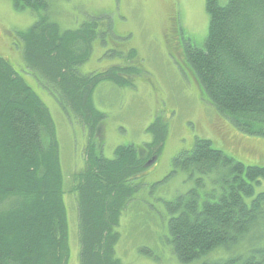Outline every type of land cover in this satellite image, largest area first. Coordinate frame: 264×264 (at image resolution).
<instances>
[{
	"label": "trees",
	"instance_id": "trees-1",
	"mask_svg": "<svg viewBox=\"0 0 264 264\" xmlns=\"http://www.w3.org/2000/svg\"><path fill=\"white\" fill-rule=\"evenodd\" d=\"M13 1L15 8H29L36 16L30 27L16 32L25 70L88 132L85 166L67 191L76 206L79 264H120L114 228L137 191L132 180L160 153L165 121L155 116L147 127L153 136L142 153L126 144L115 147L113 158L103 157L92 139L104 113L95 108L92 93L101 81L122 86L126 77L136 76L133 50L124 64L82 74L77 67L103 33L97 20L89 17L76 28L62 29L50 17L47 0ZM205 7L204 44L186 42L185 61L217 111L240 131L264 137V0H205ZM41 128L47 130V145ZM53 129L47 106L0 55V264H67L65 181ZM177 170L207 176L211 184L203 196L191 190L167 204L169 242L177 259L191 262L223 248L228 257L200 264H264V164L245 165L210 140L195 138L190 150L172 158L170 173Z\"/></svg>",
	"mask_w": 264,
	"mask_h": 264
},
{
	"label": "rangeland",
	"instance_id": "rangeland-1",
	"mask_svg": "<svg viewBox=\"0 0 264 264\" xmlns=\"http://www.w3.org/2000/svg\"><path fill=\"white\" fill-rule=\"evenodd\" d=\"M47 1L50 17L62 29L76 28L94 17L103 32L93 40L89 59L77 67L80 73L124 64L128 51L134 52L132 63L139 71L126 77L127 85L101 81L92 93L95 108L104 113L93 133L97 152L113 158L116 146L133 144L142 153L143 145L152 140L147 127L155 116H160L167 127L160 153L149 159L143 172L132 180L138 185L137 191L114 228L119 234L114 251L120 264H200L228 257L229 252L216 248L191 262L179 261L169 242L167 226L169 202L180 195L186 197L191 190L203 196L211 188L207 176L183 170L170 173L172 158L190 150L195 138L210 140L213 148L245 165L264 164V137L240 131L229 116L217 111L185 61L186 42L197 47L204 44L208 26L205 0ZM226 1L218 0L219 4ZM35 20L29 8L17 9L13 0H0V55L40 97L53 119L65 181L67 264H79L76 206L73 194L67 191L73 175L85 166L88 132L78 118L64 112L36 75L25 70L16 32L26 30ZM46 131L41 128L44 145L49 141Z\"/></svg>",
	"mask_w": 264,
	"mask_h": 264
},
{
	"label": "flooded vegetation",
	"instance_id": "flooded-vegetation-1",
	"mask_svg": "<svg viewBox=\"0 0 264 264\" xmlns=\"http://www.w3.org/2000/svg\"><path fill=\"white\" fill-rule=\"evenodd\" d=\"M186 74V72H184Z\"/></svg>",
	"mask_w": 264,
	"mask_h": 264
}]
</instances>
